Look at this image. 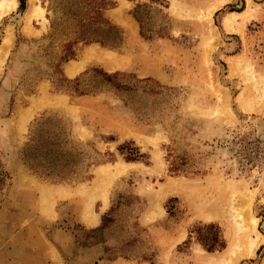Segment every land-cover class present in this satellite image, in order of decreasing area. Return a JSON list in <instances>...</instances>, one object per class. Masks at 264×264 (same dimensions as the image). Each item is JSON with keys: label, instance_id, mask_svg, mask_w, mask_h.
Listing matches in <instances>:
<instances>
[{"label": "rangeland", "instance_id": "1", "mask_svg": "<svg viewBox=\"0 0 264 264\" xmlns=\"http://www.w3.org/2000/svg\"><path fill=\"white\" fill-rule=\"evenodd\" d=\"M109 1L118 47L78 41L86 0H35L30 22L17 0L0 22V264H229L236 225L197 203L245 185L264 240V0ZM253 255L235 264H264V241Z\"/></svg>", "mask_w": 264, "mask_h": 264}, {"label": "bare ground", "instance_id": "2", "mask_svg": "<svg viewBox=\"0 0 264 264\" xmlns=\"http://www.w3.org/2000/svg\"><path fill=\"white\" fill-rule=\"evenodd\" d=\"M247 2H248V5L251 7V5L253 4L252 0H247ZM31 4H32L31 9L29 10V12L26 15L28 22H30L32 20L35 13L39 14V13L43 12L39 6L35 5V0H31ZM17 5H18L17 0H0V22L6 15H8L12 11H14L17 8ZM215 7H217V6H215ZM212 12H213V9L212 10L209 9L208 15L206 16L207 19H210ZM248 12L249 11H247V13ZM247 13L245 15L248 18ZM239 16H244V15H243V13H231V15L227 16L224 19V23H225L224 26H226L229 29L232 26V24H234L237 17H239ZM247 18H245V16H244V19H247ZM242 25H243V23H242ZM6 33L7 34L5 35V37L3 39V43L0 45V71L2 70L1 69L2 66H4L3 64L7 58L9 50L13 44L12 30L9 28L6 31ZM214 39L216 40V38H214ZM205 49H206V47H205ZM83 67H84V62L73 61V62H70L66 65V72H67L68 76L74 77L83 69ZM219 100H221V102L218 103L219 104L218 109H220L221 112L223 113L226 110V106H228L229 100L227 98V95L224 93L220 94ZM244 105H245V107L252 108V107H254V102L251 99H247L244 102ZM215 107H216V105H215ZM213 110H215V108ZM26 113L22 112L20 115V119L18 120V127L20 129H24L25 122H27V120L30 117L29 114H31V112L30 113L26 112ZM109 177L110 176H108L107 174L102 176L97 188L90 191L89 196L95 195V194L98 195L99 193L104 192V194H103V197H104L106 195V192H105L106 186L110 181V180H108ZM226 184H228V183H226ZM169 190H170V185H169L167 191H169ZM224 190L225 191L222 192L217 197H214L211 195H206V194L200 196L199 199H201V200L199 203H197V208L200 211V214L206 218L214 219V218L226 217L225 219H228V221L230 220V221L234 222V224L236 225V228H237V232H238L237 233L238 234V236H237L238 240H237L236 244L232 245L230 251L228 253L227 252L226 253H227V257H228V263L229 264H235L240 257H242L244 255H248V256L253 255L255 253V251L257 250V248L259 247V245L261 244V242H263L264 240L262 238L261 232L257 229L259 219L257 217H255L254 215H252V213L250 211V208H251L250 199H252L251 196L253 195L252 194L253 190H250L245 185H243V184L241 185L240 183H237V182H230L228 185H226ZM42 191H43L44 195L49 194V190H47L45 187H42ZM59 192H61V190ZM106 199L107 198L105 196V200ZM89 207H91V206H89ZM98 216H97V214L95 215L93 210L89 209V208L87 210H85V212L83 214L84 220L89 225L97 224L99 221Z\"/></svg>", "mask_w": 264, "mask_h": 264}, {"label": "trees", "instance_id": "3", "mask_svg": "<svg viewBox=\"0 0 264 264\" xmlns=\"http://www.w3.org/2000/svg\"><path fill=\"white\" fill-rule=\"evenodd\" d=\"M86 11L80 18L78 41L85 44L99 42L102 46L118 47L122 42V32L104 17V12L109 8V0H86ZM75 56V55H72ZM199 240L210 251L224 245V241L214 224L197 227Z\"/></svg>", "mask_w": 264, "mask_h": 264}]
</instances>
